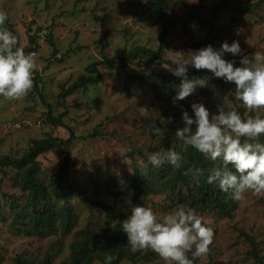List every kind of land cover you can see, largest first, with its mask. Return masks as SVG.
<instances>
[{"label":"rangeland","instance_id":"374dc122","mask_svg":"<svg viewBox=\"0 0 264 264\" xmlns=\"http://www.w3.org/2000/svg\"><path fill=\"white\" fill-rule=\"evenodd\" d=\"M147 1L0 0V9L7 13L4 27L13 30L20 47H26L29 36L42 28L48 30L51 38L44 42L34 57L41 96L0 97V157L18 158L29 148L32 140L43 139L47 135L67 140L70 130L74 135L69 149L70 168L80 184L79 192L69 201L76 221L74 229L66 237L59 232L42 239L26 237L15 234L0 222V264H15L14 259L19 254L36 263L46 254L52 256L51 264L66 262L69 245L76 238L74 233L87 221L101 235L109 236L112 225L120 218L111 194L103 191L108 176L125 191L124 196L117 197V200L125 203L128 214L129 201L139 204V200L134 199L125 187L132 179L134 168L145 171L149 163L148 154L163 152L165 146L160 138L149 136L147 128L152 122L164 127L168 124V134H171L179 127L181 116L165 102L162 87L155 78L156 75L168 74L169 71L163 68L165 65L147 62V58L141 55L133 63H128L124 70L103 60L125 57L137 46L152 50L157 47L161 22L147 6ZM159 1L163 3L166 17L174 21L165 27L166 40L171 42V48L165 51V60L169 63L168 50L186 52L192 49V43L209 35L210 26L214 27L210 34L215 35L213 47L218 48L222 41L230 43L236 40L245 53H264V0H227L226 5L215 13L222 0ZM240 3L251 8L243 16L237 14ZM191 14L197 18L190 25L183 26L180 20ZM200 21L205 24L201 25ZM67 52L68 56H65ZM59 58L63 61H57ZM224 58L233 59L229 53ZM234 59L238 64L239 57ZM91 64H95L100 73L99 81L91 87L74 91L59 106L57 96L60 89H67L80 77L86 76L87 66ZM188 70L201 71V76L210 74L206 69L191 66ZM126 74L141 76L143 82L135 81L125 91ZM209 81L212 82L208 86L210 94L198 95L196 102L203 103L210 112H214L219 103L247 112L242 105L230 102L232 96L229 91L234 84L213 77H209ZM48 112L53 117L65 113L62 122L66 128L52 127L46 121ZM129 152H133L132 159ZM64 155L63 151L52 150L38 156L43 181L56 173ZM20 195L14 185V173L5 165L0 170V202L3 206L9 201L21 205L23 198ZM96 203L112 209L113 221L107 222L104 209ZM235 203L236 209L229 218L199 214L203 222L213 229V238L208 245L209 251L195 257L193 264H257L250 253L249 239L253 240L258 256L264 261V192L246 191ZM142 205L150 207L159 218L180 203L156 191L148 195ZM4 212L9 218L5 209ZM127 215L124 214L125 217ZM188 255L191 257V253ZM92 264L101 263L95 261ZM119 264L131 262L123 260ZM137 264L166 262L156 253L150 261L141 259Z\"/></svg>","mask_w":264,"mask_h":264},{"label":"clouds","instance_id":"9594fccd","mask_svg":"<svg viewBox=\"0 0 264 264\" xmlns=\"http://www.w3.org/2000/svg\"><path fill=\"white\" fill-rule=\"evenodd\" d=\"M7 13L0 9V97L15 99L26 95L33 86L35 54L26 53L17 44V37L4 27ZM43 35V33H41ZM167 69L179 82L174 85L172 102L193 94L198 87L208 85L209 76H188V68L206 69L211 77L234 84L229 94L230 102L242 105L243 115L236 106L223 103L210 112L203 103L192 102L188 110L181 111L182 127L175 136L193 147L206 158L217 161L219 166L210 169L208 184H215L227 198L240 200L246 191L264 192V53H245L238 41H222L218 48L207 44L186 52L170 51ZM229 53L233 59H225ZM235 57H239L236 63ZM167 129L152 122L151 136L163 139ZM182 157L174 149L148 154V162L158 167L164 163L179 167ZM188 171H193L188 169ZM200 170H194L193 179L199 183ZM129 214L119 221L132 250L150 248L166 264H193L195 257L206 254L213 238V229L203 222L196 209L180 204L157 217L150 207L131 204ZM191 253V257L188 255ZM115 257L105 255L104 264H111Z\"/></svg>","mask_w":264,"mask_h":264},{"label":"trees","instance_id":"16d2710c","mask_svg":"<svg viewBox=\"0 0 264 264\" xmlns=\"http://www.w3.org/2000/svg\"><path fill=\"white\" fill-rule=\"evenodd\" d=\"M201 2L202 0H198ZM227 0H222L219 6L216 7L214 13L221 7L226 5ZM147 6L155 14L156 18L161 22V31L158 35V45L155 49H150L142 46H137L130 51L125 57L114 56L112 60H103L106 64H116L122 69H126L128 63L143 55L146 57L147 62H153L155 64L166 65L170 64L168 60H165V51L171 48V42L166 40L167 32L166 25L172 24L174 21L166 17L163 12V3L159 0H148ZM249 6L238 4L237 14L243 16L249 11ZM197 16L188 15L185 20H180L183 26L190 25L192 20ZM212 19H210L211 22ZM209 21L206 22L208 25ZM204 25L205 22H199ZM43 29V28H42ZM46 29V28H45ZM213 26H210L209 35L203 40L192 43V49L203 47L207 44H211L215 41V35H210ZM40 30V29H39ZM37 30V32L39 31ZM11 32L14 34L13 30ZM37 32L29 36V43L24 47L26 53L30 51H37L36 46ZM50 35L47 30L45 41H50ZM18 44V39H17ZM52 45V42H50ZM19 46V44H18ZM80 49V47H79ZM54 49V53H55ZM68 56V52L65 56ZM62 62L60 58L57 60ZM87 75L80 77L69 88L64 89L62 87L57 96L59 106H62V101L68 95H71L74 91L79 89H86L96 84L100 79V73L98 72L96 65L91 64L87 66ZM201 71L188 70V76H201ZM211 77L210 74H207ZM124 81V90L128 91L129 87L135 81H142L141 76H131L126 74ZM163 90L165 96V102L175 111H178L181 116L182 110H188L191 115V109L189 105L192 102H196V97L200 94L208 96V86L212 84L208 80L206 87H198L193 94L185 97L182 100H178L175 103L172 102L174 96V85L179 80L173 76L170 72L168 74L156 75L155 77ZM214 78V77H213ZM40 77L34 70L33 86L27 93L29 96L34 94L40 95V89L38 84ZM243 115L246 111L244 109L239 110ZM255 111V110H254ZM259 111V110H256ZM264 113V111H261ZM66 116L65 113H61L57 117H53L51 112L46 114V121L52 127H63L64 123L62 119ZM182 120L180 118L179 127H182ZM159 125V124H157ZM150 126V125H149ZM161 126V125H160ZM163 127V126H162ZM168 124L166 135L161 141H164V151L171 148L181 154V161L179 167H172L171 165L164 163L158 167L152 166L148 163L145 171H141L134 168L132 179L125 189L134 197L139 200V204H142L150 195L156 191L164 193V195L171 199L178 201L180 204H186L196 209L198 214H214L217 217H231L232 212L236 209L235 200L227 198L226 194L219 190L215 184H208L206 182V176L214 166H219V159L212 161L206 158L203 154L195 150L193 147L184 145L176 136L175 130L168 134ZM178 128V127H177ZM148 135L149 127L147 128ZM70 138L62 140L59 138L47 135L43 139L32 140L29 148L18 158H11L9 156L0 157V170L8 165L11 171L14 173V185L18 189L20 196L23 198V203L19 205L16 202L9 201L6 206H3L0 202V222L7 229L13 230L15 234H21L26 237H32L36 239H42L54 232H59L62 237L70 235L74 229L76 215L72 211V207L69 201L74 195L79 192V181L75 176V172L70 168L71 157L69 156L71 138L74 137L70 132ZM95 134L93 133V136ZM92 137V136H91ZM156 138V137H155ZM261 142H264V135L259 137ZM52 150H60L65 154L59 161L58 169L47 181H43L40 178L41 168L40 163L37 160L38 156ZM163 151V152H164ZM140 155L141 153L138 152ZM128 155L133 158V152H129ZM135 167V166H134ZM199 169V183L193 179L195 169ZM192 169L193 171H188ZM117 186V182L108 176L105 183V193L111 194L117 213L120 220L128 214L125 203L121 200H117V197H123L125 191ZM61 201V203H59ZM104 209V215L108 218L107 222L113 221L112 209H107L104 204L96 203ZM89 207V206H87ZM9 214V218L5 215ZM119 220V221H120ZM119 221L112 225L109 236L101 235L97 229L91 226V223L87 221L83 228L76 231L75 240L69 245V256L66 262L61 264H92L95 261L104 264L105 255L111 254L115 257L111 264H119L123 260L130 261L131 264H137L141 259L150 261L155 257L156 252L147 248L145 250L139 249L135 253L131 252V248L127 243L125 234L121 231ZM250 240L251 250L250 253L257 264H264V261L257 254V248ZM52 256L46 254L42 260L37 263L34 260H28L24 258L23 254H19L15 259V264H51Z\"/></svg>","mask_w":264,"mask_h":264},{"label":"built area","instance_id":"2783aa9c","mask_svg":"<svg viewBox=\"0 0 264 264\" xmlns=\"http://www.w3.org/2000/svg\"><path fill=\"white\" fill-rule=\"evenodd\" d=\"M41 33H43V35H41ZM46 34H47V30H45V29H41L37 32V34H36L37 35L36 46L38 47V49L43 47L44 42H45V38H46ZM30 52L34 53L36 56V51H30Z\"/></svg>","mask_w":264,"mask_h":264}]
</instances>
